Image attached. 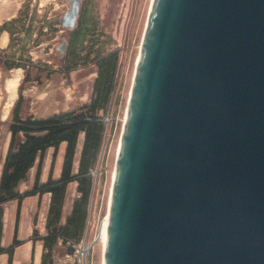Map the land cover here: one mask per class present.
Returning <instances> with one entry per match:
<instances>
[{
    "label": "water",
    "instance_id": "water-1",
    "mask_svg": "<svg viewBox=\"0 0 264 264\" xmlns=\"http://www.w3.org/2000/svg\"><path fill=\"white\" fill-rule=\"evenodd\" d=\"M103 264H264V0H152Z\"/></svg>",
    "mask_w": 264,
    "mask_h": 264
},
{
    "label": "rangeland",
    "instance_id": "rangeland-1",
    "mask_svg": "<svg viewBox=\"0 0 264 264\" xmlns=\"http://www.w3.org/2000/svg\"><path fill=\"white\" fill-rule=\"evenodd\" d=\"M151 2L84 0L79 27L82 36L74 52L64 60L57 48L63 36L60 19L67 11V0H0V28L5 25L8 31L7 37L0 30V170L10 142L8 128L11 112L19 98L23 100V113L38 119L63 112H80L95 97L94 87L100 71L98 60L110 53H114L117 58L114 89L109 103L97 113V117L105 122L106 131L93 171L89 215L82 241L77 246L76 254L66 255L63 251L57 254L55 264H102L101 241L89 254L84 249L97 238L108 216L119 143ZM15 79L19 80L18 86H8ZM10 101L14 102L8 109L6 105ZM84 137L82 134L78 145L76 170ZM52 158L51 150L44 163V176L50 172ZM56 167L57 162L54 176ZM34 177L35 169L29 182L22 186V191L32 186ZM76 188V185L69 188L67 208L78 197ZM48 202L47 195L41 200L40 206L33 198L23 202L21 219L23 216V220L28 221V231L19 233L18 237L24 242L34 229L41 235L46 233ZM16 206L17 203H13L6 207L7 212L13 209V226ZM29 243L24 248L28 252L32 246V242ZM42 246L41 242H37V251H42ZM37 256L38 261L31 258L26 264H41L40 252Z\"/></svg>",
    "mask_w": 264,
    "mask_h": 264
},
{
    "label": "trees",
    "instance_id": "trees-1",
    "mask_svg": "<svg viewBox=\"0 0 264 264\" xmlns=\"http://www.w3.org/2000/svg\"><path fill=\"white\" fill-rule=\"evenodd\" d=\"M0 30L7 31L5 25ZM98 63L100 71L94 87L95 97L80 112H63L38 119L23 113L22 97L11 112L8 128L10 142L0 173V255L9 256L8 264L13 263L16 249L26 243L19 240L18 232L22 204L31 197H39L40 206L45 195L51 196L45 224L46 233L41 235L34 229L27 241L32 242L33 246L37 242L42 243L41 264H55V256L61 251L66 255H74L77 246L81 244L89 215L93 171L106 131V124L97 117V113L106 108L113 92L117 58L114 53H110L102 56ZM82 134L85 137L76 170V155ZM64 143L66 148L62 173L59 179H54L53 170L60 147ZM50 150H53L51 169L47 182L42 183L44 163ZM34 169L32 186L22 191V186L29 182ZM73 184L77 185L78 197L73 201L70 215L64 219L69 188ZM10 202H17L15 230L11 245L5 248L2 246L4 207Z\"/></svg>",
    "mask_w": 264,
    "mask_h": 264
},
{
    "label": "crops",
    "instance_id": "crops-1",
    "mask_svg": "<svg viewBox=\"0 0 264 264\" xmlns=\"http://www.w3.org/2000/svg\"><path fill=\"white\" fill-rule=\"evenodd\" d=\"M13 17H15V16H13ZM5 34L8 37V33L5 32ZM6 41H7V38L4 39V42H6ZM65 148H66V144L64 143L60 147V152L58 154V159L56 161L57 162V167H56V172H55L56 174H55V176L53 175L54 179H59L60 176H61ZM46 158H47V156H46ZM44 172H45V169H43V174H42V179H41L42 180V183L47 182L48 177H49V174L47 176H44ZM0 173H1V170H0ZM73 185H76V184H73ZM76 187H77V185H76ZM47 197L49 199L47 209L49 210L51 196L50 195H47ZM31 198L36 199V201H38V203H39V197H31ZM73 201H72V204L70 206H68V208H67V201H66V205H65V208H64V215H65L64 216V219L67 216L70 215L71 210H72ZM13 203H17V202H10L8 204H13ZM8 204H6L5 207H4L5 214H4V231H3V238H2V246L5 247V248L6 247H9L11 245V243L13 241V237H14V230H15V224H14V226L12 225L13 209L11 211L7 212V208L6 207H7ZM16 210H17V206H16ZM22 211H24V208L23 207H22ZM22 211H21V215H22ZM47 213H48V211H47ZM7 218H8V223H7ZM19 228H20V232H18V236H19V233L21 234V232H23V231H25V233H26L28 231V221L23 220V216H22V219L20 217V225H19ZM30 237H31V235H30ZM19 240L24 241L23 239H21V237L19 238ZM27 241H26L25 246H21V247H18L16 249V251L14 253V258H13V263L12 264H26L28 262V260H30L31 258L32 259H35V262H36V260H37L36 256H37V253L38 252H40V257H42L43 246H42V251L41 250L40 251H37L36 245L33 246V244H32V246L30 248V252H28V250L26 251V249H24L25 247H27L30 244ZM40 248H41V246H40ZM8 261H9V256L7 254L0 255V264H8ZM40 262H41V258H40L39 263Z\"/></svg>",
    "mask_w": 264,
    "mask_h": 264
},
{
    "label": "flooded vegetation",
    "instance_id": "flooded-vegetation-1",
    "mask_svg": "<svg viewBox=\"0 0 264 264\" xmlns=\"http://www.w3.org/2000/svg\"><path fill=\"white\" fill-rule=\"evenodd\" d=\"M83 5H84V0H82L81 3V11H80V17L77 28L73 31H67V32L61 31L63 33V36L61 39V43L57 49L60 52V57L64 60L67 59L70 53L74 52L73 49L75 46L78 45L80 41V37L82 36L79 32V27H80V19L82 16ZM71 6H72V0H67V5H66L67 11L70 10Z\"/></svg>",
    "mask_w": 264,
    "mask_h": 264
},
{
    "label": "bare ground",
    "instance_id": "bare-ground-1",
    "mask_svg": "<svg viewBox=\"0 0 264 264\" xmlns=\"http://www.w3.org/2000/svg\"><path fill=\"white\" fill-rule=\"evenodd\" d=\"M152 3V2H151ZM18 79H15L13 82H10L8 83V86H11V87H17L18 86ZM14 101H10L9 104L6 105V108H10L11 105L13 104ZM116 164V163H115ZM114 172H115V169H114ZM114 179V178H113ZM107 224H108V216H107V219L105 220L104 222V225L102 227V240H101V244L103 246V259H102V264L104 262V249H105V243H106V230H107ZM37 260H39V256H36Z\"/></svg>",
    "mask_w": 264,
    "mask_h": 264
}]
</instances>
